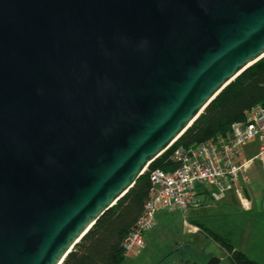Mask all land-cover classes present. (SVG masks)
Segmentation results:
<instances>
[{
    "label": "water",
    "instance_id": "95a60500",
    "mask_svg": "<svg viewBox=\"0 0 264 264\" xmlns=\"http://www.w3.org/2000/svg\"><path fill=\"white\" fill-rule=\"evenodd\" d=\"M263 57L264 0H0V264H62Z\"/></svg>",
    "mask_w": 264,
    "mask_h": 264
},
{
    "label": "trees",
    "instance_id": "16d2710c",
    "mask_svg": "<svg viewBox=\"0 0 264 264\" xmlns=\"http://www.w3.org/2000/svg\"><path fill=\"white\" fill-rule=\"evenodd\" d=\"M256 104L264 106V57L223 89L188 130L151 162L134 186L98 219L62 264H125L128 257L123 250V240L136 225L151 196V171L157 168L174 170L177 164L172 154L179 146H192L217 136H228L232 124L243 120L245 110ZM211 232L228 253L229 264H261L235 246L231 230ZM176 251L178 249L170 255Z\"/></svg>",
    "mask_w": 264,
    "mask_h": 264
},
{
    "label": "built area",
    "instance_id": "2783aa9c",
    "mask_svg": "<svg viewBox=\"0 0 264 264\" xmlns=\"http://www.w3.org/2000/svg\"><path fill=\"white\" fill-rule=\"evenodd\" d=\"M172 159V171H151L153 190L136 225L123 240L127 257L146 248V233L156 226L161 210H185L199 205L198 195L209 192L224 197L237 193L248 203L249 167L259 160L264 163V106L256 104L244 112V119L232 124L228 136H217L192 146H179ZM246 200V201H245ZM196 231V230H195Z\"/></svg>",
    "mask_w": 264,
    "mask_h": 264
},
{
    "label": "rangeland",
    "instance_id": "374dc122",
    "mask_svg": "<svg viewBox=\"0 0 264 264\" xmlns=\"http://www.w3.org/2000/svg\"><path fill=\"white\" fill-rule=\"evenodd\" d=\"M249 176L248 203L244 204L235 192L224 197L214 195L208 185V195L199 197V205L159 211L156 226L146 233V248L125 264H169L183 255L193 261L219 257L222 264H229L228 253L215 241L211 230H231L235 246L264 264V164L259 160L251 163Z\"/></svg>",
    "mask_w": 264,
    "mask_h": 264
},
{
    "label": "crops",
    "instance_id": "0c3cea01",
    "mask_svg": "<svg viewBox=\"0 0 264 264\" xmlns=\"http://www.w3.org/2000/svg\"><path fill=\"white\" fill-rule=\"evenodd\" d=\"M262 164H264L263 162H262ZM250 184V181H249V183H248V185ZM248 185H247V191L249 192V190H248ZM203 196V195H208V192H206V193H202L201 194V192H200V194L198 195V197H200V196ZM199 199V198H198ZM199 204H200V200H199ZM191 207H195V205L194 206H191ZM141 252H143V251H141ZM141 252H138V253H134L133 255H131V256H129L128 257V259H130V258H132L133 256H135V255H140L141 254ZM181 258H184L185 259V257H181ZM196 260V259H195Z\"/></svg>",
    "mask_w": 264,
    "mask_h": 264
},
{
    "label": "flooded vegetation",
    "instance_id": "af4514ba",
    "mask_svg": "<svg viewBox=\"0 0 264 264\" xmlns=\"http://www.w3.org/2000/svg\"><path fill=\"white\" fill-rule=\"evenodd\" d=\"M197 261H199L201 264H207L208 261H209V259L206 260V261H201V260H197ZM219 264H222V259H221V261L219 262Z\"/></svg>",
    "mask_w": 264,
    "mask_h": 264
}]
</instances>
